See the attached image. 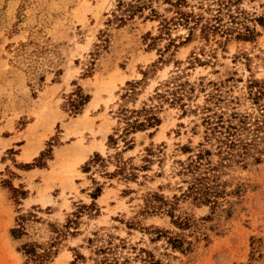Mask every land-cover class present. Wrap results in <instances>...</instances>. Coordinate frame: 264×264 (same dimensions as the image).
Returning a JSON list of instances; mask_svg holds the SVG:
<instances>
[{
	"label": "rangeland",
	"instance_id": "rangeland-1",
	"mask_svg": "<svg viewBox=\"0 0 264 264\" xmlns=\"http://www.w3.org/2000/svg\"><path fill=\"white\" fill-rule=\"evenodd\" d=\"M229 8L233 33L203 37L165 0H0V264L29 245L49 264L106 246L128 264H264V0ZM142 109L158 124L130 131Z\"/></svg>",
	"mask_w": 264,
	"mask_h": 264
},
{
	"label": "trees",
	"instance_id": "trees-1",
	"mask_svg": "<svg viewBox=\"0 0 264 264\" xmlns=\"http://www.w3.org/2000/svg\"><path fill=\"white\" fill-rule=\"evenodd\" d=\"M239 0H210L211 4L208 5V8L205 9V12H208V17H205L202 12H185L181 8L182 6H186L187 2L185 0H165V3H167L172 9L174 16L170 19L171 21H179L182 22L185 25H189V34H191L192 30L197 28L199 26L200 32L203 35V37H207L209 34H219L220 36L231 35L233 32L229 28H226L224 24H222L223 16H227V18H230V23H234L235 18L230 13V6L234 4L235 2H238ZM199 5H201V0H199ZM212 6V7H211ZM132 7V6H130ZM200 9V7H198ZM260 25L264 27V20L259 19ZM168 23V22H167ZM164 24L165 25L167 24ZM253 37V31L245 29L244 33H238L236 35V38L239 40H250ZM172 96L174 92L170 93ZM136 116H142L141 120L139 121L137 118L130 122L128 124V128L130 131L135 130H143L147 127H153L154 125L158 124L159 120L156 118V116H153L149 113H147L145 110H139L132 112ZM240 144V141L236 139L234 136V133L228 132L225 136V142L223 145L225 146L226 150H223L226 155H230V151L234 148H237ZM242 150L246 151L245 145L241 146ZM201 155L197 156V159H201ZM195 163L193 165L189 164L187 166L188 172H191L194 169H197L199 167V161L195 160ZM193 166V167H191ZM199 177V176H197ZM205 178L206 177H202ZM194 180H197V183L192 184L188 190L189 193H194L195 195L199 194L198 199L202 198V203L207 202V197L210 196V193H206L208 191H205L204 193L201 192L200 188V180L201 178H195ZM199 191V192H198ZM203 194V195H202ZM93 195H96L95 193ZM13 232H20V230L15 229ZM177 242H173V248H178L179 244H175ZM23 256L25 257L24 264H49L50 259L52 255L54 254L53 250H51L50 246L47 248H41L37 245H29L25 246L21 250ZM93 258H89L93 262V264H128L127 259L120 260L115 253L114 247H100L94 250L93 252ZM83 259L81 256H76L75 259L72 261L71 264H77L78 260Z\"/></svg>",
	"mask_w": 264,
	"mask_h": 264
}]
</instances>
